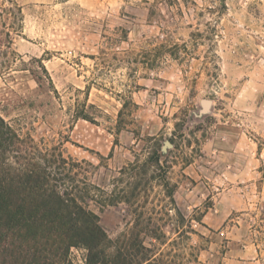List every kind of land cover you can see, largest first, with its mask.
I'll list each match as a JSON object with an SVG mask.
<instances>
[{"label":"rangeland","instance_id":"obj_1","mask_svg":"<svg viewBox=\"0 0 264 264\" xmlns=\"http://www.w3.org/2000/svg\"><path fill=\"white\" fill-rule=\"evenodd\" d=\"M13 1L24 23L0 52V115L92 163L95 185L136 195L90 202L109 238L145 213L168 264H264V0ZM40 62L56 92L40 87ZM129 97L138 107L120 130ZM78 102L95 124L73 117ZM155 151L161 167L134 185L120 175Z\"/></svg>","mask_w":264,"mask_h":264},{"label":"trees","instance_id":"obj_2","mask_svg":"<svg viewBox=\"0 0 264 264\" xmlns=\"http://www.w3.org/2000/svg\"><path fill=\"white\" fill-rule=\"evenodd\" d=\"M23 23L22 7L13 0H0V52L11 49L13 34H21ZM39 64L41 71L35 75L40 87L49 84L50 91L56 92L47 69ZM136 107L132 98L125 100L119 113L120 130ZM90 110L96 107L78 102L73 117L95 124ZM160 162L155 151L142 166L134 163L120 175L130 176L134 185L142 169L146 175L150 167H161ZM95 168L86 160L66 157L59 146L40 145L0 115V264H77L74 251L83 252V264H168L159 247L166 244V234L158 227L144 226L153 223L145 213L138 214L132 233L123 240L109 238L90 202L108 207L130 203L136 195L118 188L109 193L95 185L90 181ZM163 185L174 205V187L168 182ZM143 235L156 243L146 246Z\"/></svg>","mask_w":264,"mask_h":264}]
</instances>
